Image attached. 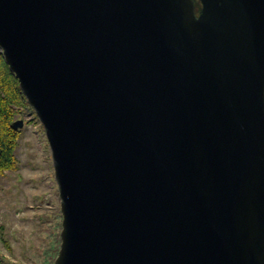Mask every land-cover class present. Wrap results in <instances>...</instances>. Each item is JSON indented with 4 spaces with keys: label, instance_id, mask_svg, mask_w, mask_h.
<instances>
[{
    "label": "water",
    "instance_id": "95a60500",
    "mask_svg": "<svg viewBox=\"0 0 264 264\" xmlns=\"http://www.w3.org/2000/svg\"><path fill=\"white\" fill-rule=\"evenodd\" d=\"M198 1L0 0L51 151L54 264H264V0Z\"/></svg>",
    "mask_w": 264,
    "mask_h": 264
},
{
    "label": "rangeland",
    "instance_id": "374dc122",
    "mask_svg": "<svg viewBox=\"0 0 264 264\" xmlns=\"http://www.w3.org/2000/svg\"><path fill=\"white\" fill-rule=\"evenodd\" d=\"M21 118L19 167L0 175V264H54L62 213L51 151L28 103Z\"/></svg>",
    "mask_w": 264,
    "mask_h": 264
},
{
    "label": "trees",
    "instance_id": "16d2710c",
    "mask_svg": "<svg viewBox=\"0 0 264 264\" xmlns=\"http://www.w3.org/2000/svg\"><path fill=\"white\" fill-rule=\"evenodd\" d=\"M26 106L19 81L0 50V175L19 167L16 149L22 130L13 129L11 123Z\"/></svg>",
    "mask_w": 264,
    "mask_h": 264
},
{
    "label": "flooded vegetation",
    "instance_id": "af4514ba",
    "mask_svg": "<svg viewBox=\"0 0 264 264\" xmlns=\"http://www.w3.org/2000/svg\"><path fill=\"white\" fill-rule=\"evenodd\" d=\"M197 6H198V9L200 10L201 9V4L200 2L197 0Z\"/></svg>",
    "mask_w": 264,
    "mask_h": 264
}]
</instances>
